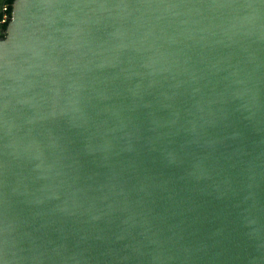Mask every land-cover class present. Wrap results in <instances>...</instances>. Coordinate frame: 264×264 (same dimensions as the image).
Returning a JSON list of instances; mask_svg holds the SVG:
<instances>
[{
  "label": "water",
  "instance_id": "water-1",
  "mask_svg": "<svg viewBox=\"0 0 264 264\" xmlns=\"http://www.w3.org/2000/svg\"><path fill=\"white\" fill-rule=\"evenodd\" d=\"M12 12L0 264H264V0Z\"/></svg>",
  "mask_w": 264,
  "mask_h": 264
},
{
  "label": "built area",
  "instance_id": "built-area-1",
  "mask_svg": "<svg viewBox=\"0 0 264 264\" xmlns=\"http://www.w3.org/2000/svg\"><path fill=\"white\" fill-rule=\"evenodd\" d=\"M13 6V5H12ZM11 3L9 0H2L0 3V34H6L3 27L11 21L13 12L10 13Z\"/></svg>",
  "mask_w": 264,
  "mask_h": 264
},
{
  "label": "trees",
  "instance_id": "trees-1",
  "mask_svg": "<svg viewBox=\"0 0 264 264\" xmlns=\"http://www.w3.org/2000/svg\"><path fill=\"white\" fill-rule=\"evenodd\" d=\"M10 1V3H11V7H10V13H12V5H13V3H14V1L15 0H9ZM8 24H9V22L3 27V29L6 31L7 30V27H8ZM6 34H0V38L1 37H4Z\"/></svg>",
  "mask_w": 264,
  "mask_h": 264
},
{
  "label": "rangeland",
  "instance_id": "rangeland-1",
  "mask_svg": "<svg viewBox=\"0 0 264 264\" xmlns=\"http://www.w3.org/2000/svg\"><path fill=\"white\" fill-rule=\"evenodd\" d=\"M2 2V0H0V3Z\"/></svg>",
  "mask_w": 264,
  "mask_h": 264
}]
</instances>
